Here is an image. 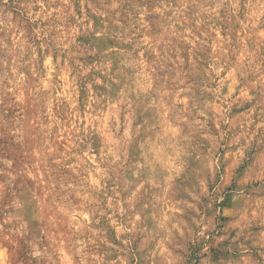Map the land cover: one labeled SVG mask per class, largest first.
Masks as SVG:
<instances>
[{"label": "rangeland", "instance_id": "rangeland-1", "mask_svg": "<svg viewBox=\"0 0 264 264\" xmlns=\"http://www.w3.org/2000/svg\"><path fill=\"white\" fill-rule=\"evenodd\" d=\"M0 264H264V0H0Z\"/></svg>", "mask_w": 264, "mask_h": 264}]
</instances>
